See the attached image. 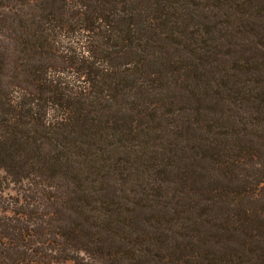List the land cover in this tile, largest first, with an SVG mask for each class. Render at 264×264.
<instances>
[{
    "label": "trees",
    "instance_id": "obj_1",
    "mask_svg": "<svg viewBox=\"0 0 264 264\" xmlns=\"http://www.w3.org/2000/svg\"><path fill=\"white\" fill-rule=\"evenodd\" d=\"M9 188L0 264H264V0H0Z\"/></svg>",
    "mask_w": 264,
    "mask_h": 264
},
{
    "label": "rangeland",
    "instance_id": "obj_2",
    "mask_svg": "<svg viewBox=\"0 0 264 264\" xmlns=\"http://www.w3.org/2000/svg\"><path fill=\"white\" fill-rule=\"evenodd\" d=\"M244 79H245V77L241 76V80H244ZM13 195H14V193L10 190V188L8 190H5L4 193H0L1 197H7V196H13Z\"/></svg>",
    "mask_w": 264,
    "mask_h": 264
}]
</instances>
